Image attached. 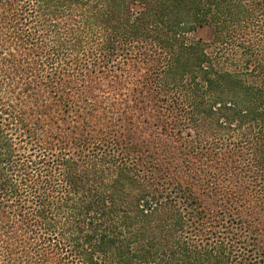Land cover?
Returning <instances> with one entry per match:
<instances>
[{"label": "trees", "instance_id": "obj_1", "mask_svg": "<svg viewBox=\"0 0 264 264\" xmlns=\"http://www.w3.org/2000/svg\"><path fill=\"white\" fill-rule=\"evenodd\" d=\"M0 264H264V0H0Z\"/></svg>", "mask_w": 264, "mask_h": 264}, {"label": "rangeland", "instance_id": "obj_2", "mask_svg": "<svg viewBox=\"0 0 264 264\" xmlns=\"http://www.w3.org/2000/svg\"><path fill=\"white\" fill-rule=\"evenodd\" d=\"M105 97H107V94H105ZM104 102L107 105L109 104L107 99ZM175 116L174 110L166 114L168 122L172 124V127L168 131H163L161 128L149 129L144 130L140 135L148 137L150 143L153 142L156 146L154 148L157 149V154L154 162L157 165L165 170L167 169L168 172L184 184L191 185V157L185 155L188 148L180 146V143L176 142L171 135L173 132H180L181 130L182 139L191 142V133L187 135V130L182 129V126L178 125L180 124V117L177 116L176 119ZM190 142L187 145L191 146ZM145 165L148 167L149 164L146 163Z\"/></svg>", "mask_w": 264, "mask_h": 264}]
</instances>
